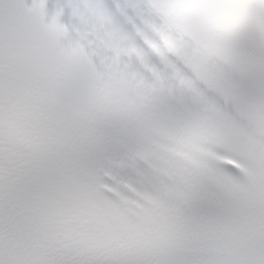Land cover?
<instances>
[{
	"label": "snow or ice",
	"instance_id": "snow-or-ice-1",
	"mask_svg": "<svg viewBox=\"0 0 264 264\" xmlns=\"http://www.w3.org/2000/svg\"><path fill=\"white\" fill-rule=\"evenodd\" d=\"M0 264H264V0H0Z\"/></svg>",
	"mask_w": 264,
	"mask_h": 264
}]
</instances>
